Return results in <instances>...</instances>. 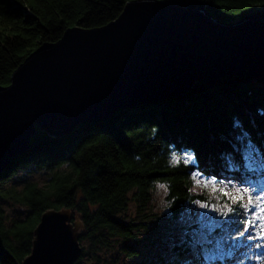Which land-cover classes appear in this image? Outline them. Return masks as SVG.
I'll list each match as a JSON object with an SVG mask.
<instances>
[{
	"label": "trees",
	"instance_id": "1",
	"mask_svg": "<svg viewBox=\"0 0 264 264\" xmlns=\"http://www.w3.org/2000/svg\"><path fill=\"white\" fill-rule=\"evenodd\" d=\"M127 1L0 0V84H9L13 70L39 44L58 40L69 27L104 25ZM201 1L222 22L264 10V0ZM30 143L0 173V264L21 263L30 253L41 214L51 208H68L83 224L82 253L74 264L85 258L99 262L114 249L130 264L215 263L210 258L213 241L186 234L167 250L153 251L151 238H169L185 227L184 213L204 197L191 190L193 173L241 184L264 179V76L229 74L195 82L181 94L79 123L67 135L37 129ZM186 154L193 158L187 164ZM19 172L26 180L10 182ZM34 174L41 175L40 183L28 178ZM157 182L166 188L164 219L172 224L167 230L158 225L164 214L152 212ZM3 202L26 213L10 220ZM131 206L134 218L125 221Z\"/></svg>",
	"mask_w": 264,
	"mask_h": 264
},
{
	"label": "water",
	"instance_id": "2",
	"mask_svg": "<svg viewBox=\"0 0 264 264\" xmlns=\"http://www.w3.org/2000/svg\"><path fill=\"white\" fill-rule=\"evenodd\" d=\"M229 74L264 76V10L222 22L201 0H129L104 25L69 27L39 44L0 84V173L30 149L37 129L67 135L120 107ZM83 234L70 209H48L20 264H74Z\"/></svg>",
	"mask_w": 264,
	"mask_h": 264
},
{
	"label": "rangeland",
	"instance_id": "3",
	"mask_svg": "<svg viewBox=\"0 0 264 264\" xmlns=\"http://www.w3.org/2000/svg\"><path fill=\"white\" fill-rule=\"evenodd\" d=\"M261 10L258 8L256 11ZM238 20V19H236ZM189 154H186L184 158ZM197 173V172H195ZM194 174V173H193ZM192 174V185L191 190L193 193L202 194L201 199L191 203L189 209L184 213V219L186 224L185 227L180 228L177 234H172L168 236H163L158 240L159 236H152V250L157 251L167 250L173 242H178L182 237L190 234L196 239H199L201 242H214V245L211 247L213 254L210 256L211 264H264V259H257V257L264 256V247L257 248L255 245L261 243L258 240L249 241L247 237L249 235H255V231L252 228L249 229L248 233H245L244 237H238L237 232L243 231L244 223L249 220L252 216V211L255 209L252 208L251 211H246L241 205H249V197L252 198L253 204L261 203L257 201L256 197L260 196L264 200V179H261L257 183L247 181L245 184H241L234 179H224L222 181H216L212 178H205L202 175H198L196 179H193ZM33 177L39 183L41 182V175L34 174L28 178ZM26 180L25 175L21 172L17 174L10 182L19 185ZM215 181V183L205 184V181ZM198 181V182H197ZM224 192H227L228 195L225 196ZM238 202H234L235 197H241ZM166 188L162 182H157L153 187L152 198H151V207L152 212L158 213V215L164 214L163 219L158 224L159 227L164 229L165 227H172L171 221L164 219L166 214ZM202 205H207L202 207ZM233 209L231 214L228 212V208ZM2 208L4 209L8 219H14L21 216H24L26 211L17 205H14L9 202H3ZM227 213V215H223ZM127 215L123 217L125 221L131 220L134 218V207L131 206ZM260 221H257L259 224ZM196 225L195 228L187 226ZM165 230H167L165 228ZM256 231H259L256 228ZM169 232V230H168ZM167 233V232H166ZM82 245H85L82 243ZM242 247L240 252L235 256L232 254L235 251ZM158 253H161V251ZM226 259V262L222 263ZM80 264H130V260L117 249H114L108 252L106 255H102L99 262H95L89 258L82 259Z\"/></svg>",
	"mask_w": 264,
	"mask_h": 264
},
{
	"label": "snow or ice",
	"instance_id": "4",
	"mask_svg": "<svg viewBox=\"0 0 264 264\" xmlns=\"http://www.w3.org/2000/svg\"><path fill=\"white\" fill-rule=\"evenodd\" d=\"M173 161L175 163H179L180 162V158L176 157L175 155L172 157ZM192 157H188L186 156L184 158V163H190L192 162ZM199 175V173H194L193 174V179L195 180L196 177ZM198 182V181H197ZM208 183H215V181H205V184L207 185ZM224 195L227 196L228 193L224 192ZM234 202H238L240 199H242L241 197H235L233 198ZM257 201H261V203L258 204H253V200L251 197H249V205L245 206V205H241V207H244L246 209V211H251L252 208H254L255 210L252 211V216L249 220H247L244 225H243V231H239L237 232V236L238 237H244L245 233L249 232V229L252 228L253 231H255V235H249L247 237V239L249 241L251 240H258L261 241V243H257L255 246L257 248H262L264 247V200H262V198L260 196L256 197ZM207 205H202V207H206ZM233 209L231 207L228 208V212H232ZM223 215H227V213H223ZM260 221L259 224H257V221ZM256 228L259 229V231H256ZM257 259H264V256L261 257H257Z\"/></svg>",
	"mask_w": 264,
	"mask_h": 264
},
{
	"label": "bare ground",
	"instance_id": "5",
	"mask_svg": "<svg viewBox=\"0 0 264 264\" xmlns=\"http://www.w3.org/2000/svg\"><path fill=\"white\" fill-rule=\"evenodd\" d=\"M241 249H242V247H239V248L235 251V253H233L232 255L235 256L238 252H240Z\"/></svg>",
	"mask_w": 264,
	"mask_h": 264
}]
</instances>
